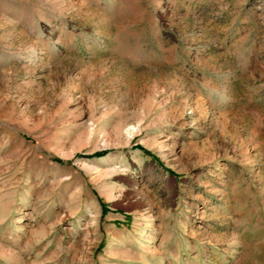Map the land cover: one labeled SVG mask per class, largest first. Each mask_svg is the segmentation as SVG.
<instances>
[{"label": "rangeland", "instance_id": "1", "mask_svg": "<svg viewBox=\"0 0 264 264\" xmlns=\"http://www.w3.org/2000/svg\"><path fill=\"white\" fill-rule=\"evenodd\" d=\"M0 264H264V0H0Z\"/></svg>", "mask_w": 264, "mask_h": 264}]
</instances>
